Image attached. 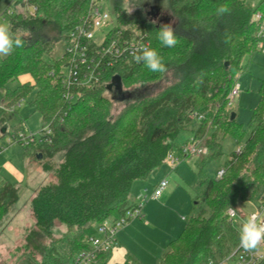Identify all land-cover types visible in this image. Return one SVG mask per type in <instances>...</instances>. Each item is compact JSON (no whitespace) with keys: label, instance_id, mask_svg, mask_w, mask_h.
<instances>
[{"label":"trees","instance_id":"1","mask_svg":"<svg viewBox=\"0 0 264 264\" xmlns=\"http://www.w3.org/2000/svg\"><path fill=\"white\" fill-rule=\"evenodd\" d=\"M112 2L117 22L111 35H147L150 48L163 57L166 71L152 73L134 59L120 61L102 74L97 87L79 88L80 96L74 101L64 97L65 51L72 31L99 1L28 0L23 7L35 8L33 15L18 11L10 17L11 31L24 43L0 58L2 106L13 110L31 97L27 104L40 115L42 127L52 130L51 144L23 148L24 157L42 154L53 159L64 154L57 168L43 165L53 179L31 200L34 226L17 249L21 262L70 264L79 252L90 250V239L101 225L121 219L136 206L134 184L148 180L169 153H180L177 138L198 123L192 139L199 140L209 154L196 160L193 213L155 264H220L239 243L240 233L229 210L237 211L240 203L257 206L264 197V82L247 129L237 122L236 113L232 119L228 107L229 94L247 71L242 66L244 57L262 52L260 43L264 47V0L254 8L249 0H168L177 37L170 48L157 38L161 24L139 11L128 15L122 0ZM221 5L228 8L222 15L217 11ZM257 14L260 18L255 20ZM59 47L63 54L55 59ZM168 75L170 84L158 93L123 102L121 110L104 95L116 76L125 92H135ZM22 77L28 80L9 88ZM12 128L26 131L24 123ZM228 136L237 144L246 141L240 155L223 162ZM219 162L228 167L222 179L205 174L209 164ZM18 200L16 185L6 181L0 186V226ZM62 227L65 231L54 238L53 231ZM112 253L101 252L96 264H112ZM122 264L144 263L128 252Z\"/></svg>","mask_w":264,"mask_h":264},{"label":"rangeland","instance_id":"2","mask_svg":"<svg viewBox=\"0 0 264 264\" xmlns=\"http://www.w3.org/2000/svg\"><path fill=\"white\" fill-rule=\"evenodd\" d=\"M98 1L101 12H108L115 25L117 21L112 0ZM261 1L249 0V5L254 8ZM167 5L168 8L163 7V0H122V9L128 15L137 11L145 15V11H150V7H156L159 9L161 15L169 17V20H166V24L172 25L174 20H171L168 0ZM130 6H132L133 10L131 12L126 11ZM22 9V2H18L17 0H0V22H6L10 26V18L6 17L4 20L2 15L7 10H19V12H22ZM155 23L159 24L158 21ZM110 28L104 29V32H108ZM62 54V48L59 47L54 58L59 59ZM47 59L50 62L53 61L50 57ZM242 66L247 68V71L238 77L236 83L240 86V93L234 98H228V107L230 112L236 113L237 122L247 129L260 100V85L264 82V52L258 50L252 56H245ZM26 80H28L27 77H22L19 81L9 84V88L15 89L20 82ZM171 80V75H168V77L162 79L158 84L146 86L145 88L139 87V90L135 92H125L114 88L112 91L107 89L104 95L115 100L117 102L115 109L121 110L123 102L139 99L146 94H156L170 84ZM31 99L30 97L26 101H22L20 106L13 107V110H7L2 106V94L0 92V146L7 147L6 141L8 135L15 132L12 127L18 124L24 123L26 132H39L42 130L40 115L33 113V110L27 104ZM197 128L198 123H195L188 130L183 131L176 140V146L181 147L184 145L192 137L193 131ZM245 141H242L241 144L245 145ZM238 145L231 136L226 137L223 142V162L228 159ZM38 155L33 154L29 157H24L23 147L19 145L9 146L0 153V186L9 181L16 185L19 195V200L9 209L7 216L0 226V264H22L21 251L17 249L22 245L23 238L34 226V221L30 216L31 200L41 187L46 186L53 179V173L45 171L43 165L48 163L52 167L57 168L64 159V154L62 153L53 159L43 156L38 158ZM186 159H188L187 162L182 165L178 172L170 170L168 166L163 165L160 169L153 172L149 180L135 183L133 186L132 195L138 202L140 195H151L155 184H158L164 178L169 185L160 200H151L144 205L142 210L143 218L131 222L135 228L130 233L128 240L132 241L131 245L139 251V257L144 261V264L156 263L161 251L157 253L155 247L159 243H164L165 238H169V240L178 238L185 225L182 217H188L193 213L192 206L195 196L193 186L197 180L198 168L196 160L198 158L188 157ZM221 165L222 163L220 162L209 164L205 168V174L215 179ZM141 186L142 188L140 189ZM237 211L238 217L233 223L240 233L241 224L255 211V208L249 203H240ZM244 217L246 218L244 219ZM64 231L65 228L63 227L55 229L53 231L54 238H59Z\"/></svg>","mask_w":264,"mask_h":264},{"label":"built area","instance_id":"3","mask_svg":"<svg viewBox=\"0 0 264 264\" xmlns=\"http://www.w3.org/2000/svg\"><path fill=\"white\" fill-rule=\"evenodd\" d=\"M22 2L23 6L28 0H17ZM25 13L34 14L35 8L28 7ZM19 11V10H18ZM18 11L7 10L2 15L5 20L10 18ZM260 15L255 16L258 20ZM113 20L108 12H101L99 3L95 5L87 19L77 26L71 33V44L66 48V57L63 64L62 85L65 89V99L67 101H74L80 96L79 88H95L101 81L102 74L107 69L114 67L120 61L127 59H134L130 50L133 48L150 47V41L147 35L143 37L131 38L123 37L121 32L118 37L111 35L114 28ZM111 27L108 32L104 29ZM99 33V34H96ZM264 35V29L261 32ZM259 48L264 52L263 44H259ZM240 93V86L235 84L229 99L238 96ZM20 102L17 107L20 106ZM52 130L49 126L42 127L39 132L17 131L8 135L6 145H19L23 148L30 146H39L52 143ZM242 145L239 144L234 150L233 154L228 157L231 162L235 156L240 155L243 151H238L237 148ZM4 146H0V153L5 150ZM209 151L207 148L200 145L199 140H192L181 147V152L172 151L165 159L164 165L168 166L170 170H176L181 162L188 158H199L207 156ZM228 167L221 165L218 169L215 179L220 180L224 177ZM168 186L167 180L160 181L154 188L151 195L142 194L138 198L136 206L129 210L121 219L115 222H105L98 229L95 237L90 239L91 249L79 252L70 264H96L97 257L101 252H108L115 249L117 243L118 232L126 227L130 222L143 218L142 210L144 205L151 200H158L162 197L164 191ZM255 211L250 215H256L258 220L264 222V197L257 206H254ZM229 218L234 221L238 217L236 210H229ZM249 215V216H250ZM246 217H244L245 219ZM220 264H264V242H262L258 249L253 252H245L239 247V243L233 253L229 255Z\"/></svg>","mask_w":264,"mask_h":264},{"label":"clouds","instance_id":"4","mask_svg":"<svg viewBox=\"0 0 264 264\" xmlns=\"http://www.w3.org/2000/svg\"><path fill=\"white\" fill-rule=\"evenodd\" d=\"M163 7L168 8L167 0H163ZM132 6L126 9L131 12ZM219 14L228 12L224 5L217 9ZM157 38L164 47H174L177 44L176 33L171 24H162L157 30ZM23 40L19 35L11 31L6 22H0V58L10 56L14 50L23 46ZM131 56L136 63L143 65L152 73H163L166 71V65L163 57L156 49L150 47L133 48L130 50ZM244 145H240L237 150L243 151ZM264 242V222L258 220L256 215H250L243 221L240 227L239 247L245 252H253Z\"/></svg>","mask_w":264,"mask_h":264},{"label":"crops","instance_id":"5","mask_svg":"<svg viewBox=\"0 0 264 264\" xmlns=\"http://www.w3.org/2000/svg\"><path fill=\"white\" fill-rule=\"evenodd\" d=\"M193 139H192V137L191 138H189L186 142H185V144L186 143H188V142H190V141H192ZM183 146V145H182ZM187 160L188 159H184L182 162H181V164H180V166L175 170V172H178L180 169H181V167H182V165L184 164V163H186L187 162ZM152 175H153V173H152ZM152 175L150 176V178L152 177ZM165 179V178H164ZM149 180V179H148ZM166 180V179H165ZM142 182V181H141ZM138 183V182H137ZM157 186V184H155V186H154V188ZM169 186V185H168ZM142 188V186L140 187V189ZM153 188V189H154ZM147 191V190H146ZM163 195H164V193H163ZM162 195V196H163ZM135 198V197H134ZM162 198V197H161ZM160 198V199H161ZM160 199H158V200H160ZM185 218L186 217H182V220H184L185 221ZM140 224H142V223H140ZM144 226H146V224H144ZM134 226L132 225V223L130 222V224H129V226L127 225L126 227H124L123 229H121L119 232H118V234H117V247L113 250L114 251V253H113V255H112V258H111V263L112 264H122L124 261H125V257H126V254L128 253V252H131L132 254H134L137 258H139L141 261H142V259L139 257V254H138V250H136V249H134L135 247H133V245H131V242L128 240L129 239V237H130V233L132 232V231H134ZM176 239V238H175ZM175 239H171V240H169V238H165V241H164V243H159V245L158 246H156L155 247V250H157L156 252L157 253H159L160 251H161V253H162V250L168 245V243L170 242V241H172V240H175ZM134 241V240H133ZM156 252H154V253H156ZM161 255V254H160ZM160 257V256H159ZM143 263H144V261H142Z\"/></svg>","mask_w":264,"mask_h":264},{"label":"water","instance_id":"6","mask_svg":"<svg viewBox=\"0 0 264 264\" xmlns=\"http://www.w3.org/2000/svg\"><path fill=\"white\" fill-rule=\"evenodd\" d=\"M157 10H158V8L157 9H152V12H147V16L153 15L154 14L153 12H155ZM114 88H117L120 91L123 90L121 78L119 76L114 77L112 82H111V84L107 87V89L110 90V91H112ZM234 118H235V113L232 115V119H234ZM41 157H42V155H38V158H41Z\"/></svg>","mask_w":264,"mask_h":264},{"label":"flooded vegetation","instance_id":"7","mask_svg":"<svg viewBox=\"0 0 264 264\" xmlns=\"http://www.w3.org/2000/svg\"><path fill=\"white\" fill-rule=\"evenodd\" d=\"M148 7H150V6H148ZM149 9H150V11H145V16L148 17L153 22L158 21L159 24L160 23H165L166 24L167 23L166 20H169V17H165V16L160 14V12L158 11L159 9L157 11L153 12L154 13V14L152 13L153 15L147 16V12H152V9H157V8L156 7H150Z\"/></svg>","mask_w":264,"mask_h":264}]
</instances>
